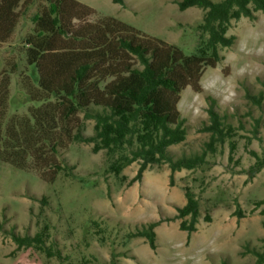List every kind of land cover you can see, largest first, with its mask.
Returning a JSON list of instances; mask_svg holds the SVG:
<instances>
[{
	"label": "rangeland",
	"instance_id": "rangeland-1",
	"mask_svg": "<svg viewBox=\"0 0 264 264\" xmlns=\"http://www.w3.org/2000/svg\"><path fill=\"white\" fill-rule=\"evenodd\" d=\"M78 1L100 16H113L175 44L187 55L198 46L204 10L181 11L180 0ZM33 2L27 11L21 7V25L13 42L0 47V64L17 56L20 39L31 29L44 0ZM228 34L236 36L235 43L221 51L223 59L215 67L206 68L202 91L189 86L182 92L178 107L188 135L185 142L169 148L175 157L206 148L211 132L203 128L210 123V97L215 98V108L232 133L217 145L215 154H208V163L176 171L173 178L167 164L153 165L130 186L139 162L125 168L127 178L120 181L107 172L106 152L95 153L88 143L74 142L62 151V159L75 166L74 174L59 173L53 183L38 171L0 161V264H60L33 249L17 250L10 234H35L38 221L42 224L45 218L52 238L72 260L85 256L105 262L115 251L119 264H257L255 251L264 253V204L257 205L264 199V168L253 179L247 170L257 160L253 152L264 158V13L233 21ZM15 84L14 78L13 93L20 96ZM94 123L86 120L87 134L93 133ZM231 141L236 143L233 153ZM186 187L201 203L197 230L191 235L180 228L181 219L166 220L186 204ZM43 196L49 200L44 209ZM208 212L210 222L205 220ZM92 220L106 227L104 242L95 234ZM155 220H164L156 228V249L143 237L123 243L127 233Z\"/></svg>",
	"mask_w": 264,
	"mask_h": 264
},
{
	"label": "trees",
	"instance_id": "trees-1",
	"mask_svg": "<svg viewBox=\"0 0 264 264\" xmlns=\"http://www.w3.org/2000/svg\"><path fill=\"white\" fill-rule=\"evenodd\" d=\"M33 1L0 0V47L13 42L21 25L20 9L27 11ZM178 6L181 11L204 10L198 46L189 55L113 16H100L78 0H44L31 29L20 39L17 56L0 64V161L38 171L53 183L59 173L74 174L75 166L62 159V151L74 142L88 143L93 152H106L107 172L120 181L127 178L125 168L139 162L130 186L153 165L167 164L173 178L176 171L207 164L208 154H215L217 145L231 137L232 127L224 123L216 99L210 97V123L203 128L211 132L206 148L175 157L169 148L185 142L188 135L178 107L181 94L189 86L202 91L206 68L215 67L223 59L221 51L235 43L236 36L228 34L233 21L264 13V0H180ZM14 78L20 96L13 93ZM86 120L95 121L92 134L86 133ZM235 149L231 141V152ZM253 155L257 160L247 170L250 179L264 168V158ZM185 194L186 204L166 220L181 219L180 228L191 235L197 230L201 203L189 187ZM41 203L44 209L48 197ZM262 204L264 199L257 203ZM205 220H212L209 212ZM163 221L143 224L127 233L123 243L143 237L156 249V228ZM38 223L35 234L10 233L17 250L33 249L60 264H119L115 251L105 262L85 256L72 260L52 238L51 223L46 218ZM91 224L104 242L106 227L96 220ZM255 252L257 264H264V253Z\"/></svg>",
	"mask_w": 264,
	"mask_h": 264
}]
</instances>
